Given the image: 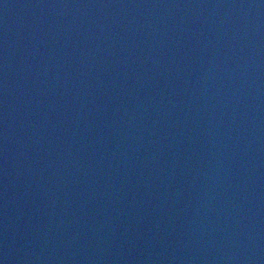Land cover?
I'll list each match as a JSON object with an SVG mask.
<instances>
[{"label": "water", "instance_id": "95a60500", "mask_svg": "<svg viewBox=\"0 0 264 264\" xmlns=\"http://www.w3.org/2000/svg\"><path fill=\"white\" fill-rule=\"evenodd\" d=\"M0 264H264V0H0Z\"/></svg>", "mask_w": 264, "mask_h": 264}]
</instances>
